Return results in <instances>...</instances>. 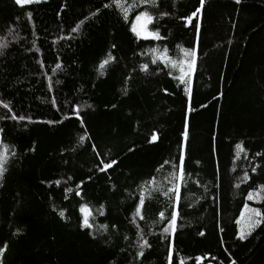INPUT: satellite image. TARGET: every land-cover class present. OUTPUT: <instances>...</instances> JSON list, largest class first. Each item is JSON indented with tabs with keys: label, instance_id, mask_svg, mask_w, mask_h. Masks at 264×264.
Masks as SVG:
<instances>
[{
	"label": "trees",
	"instance_id": "obj_1",
	"mask_svg": "<svg viewBox=\"0 0 264 264\" xmlns=\"http://www.w3.org/2000/svg\"><path fill=\"white\" fill-rule=\"evenodd\" d=\"M134 2L139 0H126V6ZM106 3L111 0L24 6L0 0V101L12 109L0 106L10 160L0 188L4 264H166L165 224L156 215L170 211L162 191L146 200V220L136 218L152 245L146 260L135 258L138 232L132 220L147 181L155 179L153 187L161 190L168 186L185 121L186 187L173 264H197L195 257L203 258L200 264H264V155H256L264 154V0H206L193 18L198 39L183 18L199 0H157L156 8H132L127 21ZM144 10L155 16L149 30L165 39H138L131 32ZM163 12L169 15L161 18ZM193 48L189 113L184 85L173 78L178 69L151 61L154 49H167L168 58L180 62L187 59L183 50ZM109 52L115 61L100 75ZM13 114L25 120H12ZM153 133L158 140L149 143ZM237 143L246 155H236ZM112 158L118 160L114 169L99 172L101 162ZM247 204L262 215L241 241L236 221ZM84 206L91 210L92 230L80 226Z\"/></svg>",
	"mask_w": 264,
	"mask_h": 264
},
{
	"label": "snow or ice",
	"instance_id": "obj_2",
	"mask_svg": "<svg viewBox=\"0 0 264 264\" xmlns=\"http://www.w3.org/2000/svg\"><path fill=\"white\" fill-rule=\"evenodd\" d=\"M42 0H14V3L18 6H24V5H31L33 3L39 4L41 3ZM236 4H241L242 0H234ZM206 0H199V6L191 12L188 16L184 17L183 19L186 21L185 26L192 25L193 29L197 35V39L199 36L200 32V26L199 24H193V18H197L201 15L202 10L204 9ZM151 7V8H156L158 7L157 0H139V3H133L131 5L126 6V0H111V3H106L104 5L105 8H112L115 7L116 9H119L123 19L127 21L128 19V13L132 8L135 7ZM93 16L98 15V12H94L92 14ZM169 15L167 12L160 13L161 18L164 16ZM27 16L29 19H31V12L27 13ZM135 23L131 27V32L134 34V36L138 39H143V40H163L166 37L161 36L159 30L155 31H150L149 30V25L153 24L155 21V16L151 14L149 11H140L139 14L135 17ZM83 22H81L82 24ZM81 24H77L76 27L72 29L73 32H78ZM5 45H0V47H4ZM115 48V45L112 46ZM184 54L186 56L185 61H173L170 60L167 56V49L163 50V53H160L159 50L154 49L153 52L155 54V58L151 61V63L156 64L157 60L160 62L164 63L165 66L171 65L172 69H178L179 75L174 76V79L179 80L183 85H184V92L186 96L188 97V107H187V112H192L193 108L191 106V97H192V89L190 87V82L193 73L195 72L196 69V64H197V51L196 48L193 49H184ZM115 57L112 55L111 52L107 54V57L100 63L99 68H100V75H104V69L105 66L108 65L110 62H114ZM61 65L57 64V68H60ZM141 70L145 72L146 74L149 71L148 64H143L141 65ZM171 74V72L169 73ZM59 83V81H57ZM51 87V85H50ZM124 95H127V89H122ZM53 103L55 101L53 100ZM0 106L8 109L9 112L12 111L10 106L8 104H4L2 101H0ZM206 106V105H205ZM87 107L91 108V105H88ZM115 107V105H113ZM77 111V119L81 121V126H83V119L79 115V109H76ZM12 120H18V121H24L25 117L24 116H19L17 117L15 114L11 116ZM34 122V121H30ZM43 123H53L52 121H43ZM55 123H62V121H56ZM3 129L0 128V188L4 187V181L6 179V174L8 172V165L10 163V160L8 158V148L4 146L3 144ZM182 136V141L180 142V154L175 162H171V168L172 171L169 174L168 177V186L163 188L162 190L159 188L153 187L156 184L155 179H151L147 181L143 186L142 190L140 192V195L138 197V204L135 206V212L133 216L132 223L135 225L137 228V248L138 250L135 253V258L140 260L144 259L146 260L147 257L145 256V251L151 249L152 245L149 243V241L145 238V232L144 230L140 227L138 223H136V218H138L141 221L146 220V213L147 209L145 208L146 200L151 201L155 199L156 197L159 196V194L163 193V195L167 198L168 204L167 207L170 209L168 214L166 215L165 211L160 210L156 213L158 216V221L160 223H164L165 226L163 227V234L164 238L168 240V254L166 258V264H173V240L175 238L176 232L178 230V220L181 217V213L179 211L180 208V202L182 198V188L186 187L185 185V179H186V173H185V161H186V149H187V141L189 138V133H188V124L187 121H185L184 124V130L181 133ZM86 139V137L81 136L80 141L81 143ZM90 139V137H88ZM214 139V137H213ZM158 140V135L156 133H153L149 143H155ZM93 151H95L96 146L93 145ZM235 148L237 150L236 155L239 156L241 152H244L246 155V150L244 149L242 143H237L235 145ZM33 152L35 151V148L33 147L31 149ZM13 157H15V153L13 152L11 154ZM257 156L264 155L262 153H257ZM102 166L98 167V171L101 173H108L109 169H114V166L118 164V160L116 158H112L106 162H101ZM165 163H170L169 161H165ZM253 172H255V168H253ZM110 178V177H109ZM71 179V177H69ZM244 179L247 180L248 176L245 174ZM57 186L60 185V181L57 180L54 182ZM239 186V185H237ZM114 187V186H113ZM82 188V184L77 185V189ZM262 190H264V186H262ZM66 191H71V189H66ZM147 193V196L145 195ZM77 196H81L82 193L81 191L77 190L75 193ZM249 200L253 199V195L249 194L248 196ZM103 206H101L102 208ZM246 210L254 213L256 216H261V212L259 209H248L247 206ZM55 210V209H54ZM81 213H83V218H82V223L81 227L83 229L87 230H92L94 227L93 222H91V210L87 208V206L81 207L80 208ZM103 215V211L100 213ZM59 217L61 220H65V212L60 211L58 213ZM243 215V214H242ZM237 224H240L241 221L237 220ZM260 224V220H257L255 224L251 225L248 227V230L245 231L243 228L240 230V234L237 237L239 240L244 241L246 240L251 234L252 231L254 230L255 227H257ZM106 230V229H105ZM223 231V229H221ZM90 235H92L93 239H96V236L89 232ZM200 236H204V232L199 233ZM127 240L128 237H125ZM7 251V245L0 246V264H4V257H5V252ZM202 257H195V261L197 264H200L202 261ZM179 264H184V261L181 259L179 260ZM232 264H236V261L233 260Z\"/></svg>",
	"mask_w": 264,
	"mask_h": 264
},
{
	"label": "rangeland",
	"instance_id": "obj_3",
	"mask_svg": "<svg viewBox=\"0 0 264 264\" xmlns=\"http://www.w3.org/2000/svg\"><path fill=\"white\" fill-rule=\"evenodd\" d=\"M246 206H247L248 209H252L253 208V206H251L249 204H247ZM87 208L89 209V207H87ZM239 220L241 221V223L238 224V232L240 234L241 228H243L245 231H247L248 227L253 225V224H255V222L258 219H257V216L254 213H252L250 211H247L246 207H245V210L243 211V215L241 216V218Z\"/></svg>",
	"mask_w": 264,
	"mask_h": 264
}]
</instances>
